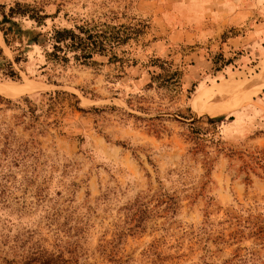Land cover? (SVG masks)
<instances>
[{
	"label": "rangeland",
	"instance_id": "374dc122",
	"mask_svg": "<svg viewBox=\"0 0 264 264\" xmlns=\"http://www.w3.org/2000/svg\"><path fill=\"white\" fill-rule=\"evenodd\" d=\"M3 16L0 264H264V0ZM77 26L119 33L120 60L49 56Z\"/></svg>",
	"mask_w": 264,
	"mask_h": 264
},
{
	"label": "trees",
	"instance_id": "16d2710c",
	"mask_svg": "<svg viewBox=\"0 0 264 264\" xmlns=\"http://www.w3.org/2000/svg\"><path fill=\"white\" fill-rule=\"evenodd\" d=\"M8 24L7 28L4 25ZM12 27H17V23L12 21L7 16H3L0 20V31L4 40L7 41L8 30L11 31ZM106 36L105 33L97 30H91L83 26H77L72 29L56 30L51 37V52L49 56L60 62L68 61V54L72 53L75 60L87 62L91 60L95 54L108 56L109 60L118 62L120 59L115 54V47L124 42L119 33L114 36ZM34 41L36 38H33ZM125 39H129L126 36ZM110 55V56H109ZM11 75L18 77L17 74L11 70ZM232 120V117L228 118ZM211 122H217L221 118L208 119ZM194 122H192L193 124Z\"/></svg>",
	"mask_w": 264,
	"mask_h": 264
},
{
	"label": "bare ground",
	"instance_id": "6f19581e",
	"mask_svg": "<svg viewBox=\"0 0 264 264\" xmlns=\"http://www.w3.org/2000/svg\"><path fill=\"white\" fill-rule=\"evenodd\" d=\"M263 68H264V66H263ZM217 93H219V94H222L220 91H219V92H217ZM217 93H216V94H217Z\"/></svg>",
	"mask_w": 264,
	"mask_h": 264
}]
</instances>
